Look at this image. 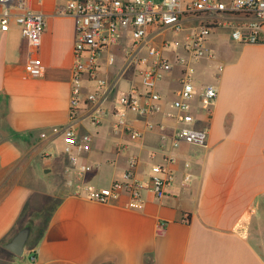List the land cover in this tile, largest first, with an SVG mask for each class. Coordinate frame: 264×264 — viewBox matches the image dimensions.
<instances>
[{
    "label": "crops",
    "instance_id": "1",
    "mask_svg": "<svg viewBox=\"0 0 264 264\" xmlns=\"http://www.w3.org/2000/svg\"><path fill=\"white\" fill-rule=\"evenodd\" d=\"M69 1L27 0L25 10L45 20L38 51L13 20L8 31L0 29V264H15L17 256L4 245L28 226L23 212L34 200L30 187L9 185L11 172L46 169L61 172L63 194L29 259L17 264H264V30L254 44L232 41L226 29L210 37L214 58L195 66L197 92L208 84L219 90L212 114L196 115L195 127L207 134L203 146L172 147L175 123L162 113L131 110L124 119L108 113L96 126L81 111L77 131L92 136L82 161L92 171L78 179L74 170L64 173L70 140L50 132L71 123L75 20L60 14ZM27 63H41L43 76H29ZM121 68L117 60L101 75L137 81ZM179 76L176 67L158 85L163 110L176 98ZM85 85L87 92L92 83ZM149 120L164 128L146 131ZM132 129L141 130L142 138H132ZM131 156L140 162L135 177L148 186L152 166L174 159L175 180L164 197L142 192L140 209L129 207L127 196L113 203L86 197V186L100 189L122 180Z\"/></svg>",
    "mask_w": 264,
    "mask_h": 264
},
{
    "label": "built area",
    "instance_id": "2",
    "mask_svg": "<svg viewBox=\"0 0 264 264\" xmlns=\"http://www.w3.org/2000/svg\"><path fill=\"white\" fill-rule=\"evenodd\" d=\"M26 3L27 0H0L3 7L0 29L8 31L13 20L31 48L38 51L45 20L42 14L25 10ZM60 14L75 20L71 123L55 126L50 132L55 136L66 135L70 140L64 148L68 156L64 173L71 174L74 170L78 179L92 171L82 161L92 136L78 133L76 125L81 115L97 126L108 113L120 119L131 110L140 116L162 113L175 123L172 147L178 148L183 143L203 146L207 134L195 127L196 115L212 114L219 90L216 85L208 84L197 92L194 77L196 64L214 58L208 47L210 37L219 29H226L232 41L254 44L260 41L264 30V0H71ZM117 60L122 63L121 72L132 71L137 81L129 82L115 102L113 96L120 80H109L101 72L105 65L114 66ZM176 67L180 68V87L176 98L169 103L170 109L163 110L164 99L158 85L172 76ZM222 69L218 66L217 72ZM25 71L39 78L43 76L44 66L27 63ZM85 83H92L87 92ZM144 128L153 131L164 127L149 120ZM46 136V132L41 133L42 138ZM142 136L141 130H131L132 138ZM139 163L136 156L129 157L122 180L100 189L86 186L83 188L86 197L113 203L127 196L128 206L134 209L143 206L142 192L164 197L175 180L170 167L174 159L167 157L165 163L152 166L150 186L135 177Z\"/></svg>",
    "mask_w": 264,
    "mask_h": 264
},
{
    "label": "rangeland",
    "instance_id": "3",
    "mask_svg": "<svg viewBox=\"0 0 264 264\" xmlns=\"http://www.w3.org/2000/svg\"><path fill=\"white\" fill-rule=\"evenodd\" d=\"M126 89L127 81L126 79H122L118 90L113 96V101L116 102L119 93ZM11 176L12 180L9 181V185L15 181V183L30 187L34 192L33 202L23 212L22 221L28 220L27 227L30 228V233L24 255L16 257L15 264H17L18 261L19 263H23L29 259L30 250L42 233L53 209L58 204L63 190L59 181L61 179V172H11Z\"/></svg>",
    "mask_w": 264,
    "mask_h": 264
},
{
    "label": "water",
    "instance_id": "4",
    "mask_svg": "<svg viewBox=\"0 0 264 264\" xmlns=\"http://www.w3.org/2000/svg\"><path fill=\"white\" fill-rule=\"evenodd\" d=\"M49 169L45 170V173H48ZM30 228L24 227L20 229L9 241L4 245V248L8 250L9 252L15 254L16 256H23L25 253V247L27 240L29 238Z\"/></svg>",
    "mask_w": 264,
    "mask_h": 264
},
{
    "label": "trees",
    "instance_id": "5",
    "mask_svg": "<svg viewBox=\"0 0 264 264\" xmlns=\"http://www.w3.org/2000/svg\"><path fill=\"white\" fill-rule=\"evenodd\" d=\"M16 138V140L18 139V136H16L15 137ZM53 212V211H52ZM52 214V213H51ZM20 230V229H19ZM42 234V233H41ZM41 234H40V236L37 238V240L34 242V245L32 246V248H34L35 246H36V244L38 243V241H39V239H40V237H41ZM31 248V249H32Z\"/></svg>",
    "mask_w": 264,
    "mask_h": 264
}]
</instances>
